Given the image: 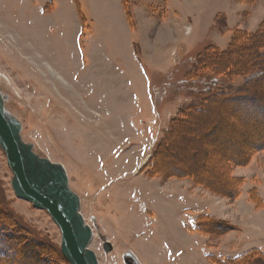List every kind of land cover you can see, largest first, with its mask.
<instances>
[{"label":"rangeland","instance_id":"1","mask_svg":"<svg viewBox=\"0 0 264 264\" xmlns=\"http://www.w3.org/2000/svg\"><path fill=\"white\" fill-rule=\"evenodd\" d=\"M242 1L127 0L130 20L124 0H0V86L22 121L24 140L65 166L94 227L91 247L100 264H125L128 254L140 264H212L210 254L264 252V207L250 195L255 188L264 200V147L251 153L252 143L264 140L252 133L254 124L264 126V87L252 102L209 104L202 113L212 111L210 118L199 126L188 121L185 135L179 126L167 135L181 109L204 105L208 89L244 85L245 77L187 78L207 46L226 49L234 28L258 29L264 0ZM219 12L226 14L216 24ZM177 134L184 139L168 150L163 141L168 136L172 145ZM222 154L224 162L244 159L230 171L242 179L236 198L189 177L151 173L163 157L176 171L189 165L220 184ZM11 179L0 148V202L61 247L50 215L18 198ZM204 214L223 222L215 235L189 229ZM102 235L114 245L109 253Z\"/></svg>","mask_w":264,"mask_h":264},{"label":"trees","instance_id":"2","mask_svg":"<svg viewBox=\"0 0 264 264\" xmlns=\"http://www.w3.org/2000/svg\"><path fill=\"white\" fill-rule=\"evenodd\" d=\"M126 1L127 0H124V6L126 7L128 18L131 20V12L127 9ZM224 17L225 14L223 13L217 14L215 18L216 24L221 23L222 20L224 21ZM208 73H211L214 76L224 77L226 80H232L236 77H245L246 79L244 85L236 90L227 91L220 89L213 91L208 89L204 105L195 108L189 107L187 109H181L178 112L176 119L172 121V124L167 131V135L174 130H177L178 126L180 130H182L180 131L181 134L185 135L187 133L186 131H189L187 128H184V125L188 121L191 122V125L193 126H199L207 116L210 118L212 114L210 113L212 111H209L205 115L202 112L208 110V107L210 106L209 104L216 101L232 104L235 102H252L256 99L257 91L262 90L264 87V18L258 29L255 31L234 28L232 39L226 49H221L213 44L207 46L197 56V60L191 71L187 74V78L189 80H202ZM216 82L218 83V80L213 81L214 84ZM248 90H251L250 92L253 91L254 93L250 94ZM198 114L199 116L193 118ZM190 118L193 119L190 121ZM253 126L252 133H254L255 130L254 134H259V136H257L258 140L261 135L264 134V126L255 124ZM176 137H179V139ZM176 137H174L173 146L169 144L170 139H168V136L166 141H163L167 143L168 150L172 149L173 151L176 149L178 147V141L181 138L184 139V137L180 138L178 134ZM252 144L251 153L258 148L264 147V140L260 139ZM163 145L164 143L160 144L155 151L154 160L156 163L158 154L162 151L161 149ZM222 157L226 160L225 154H222L220 158ZM223 158L219 163L223 166V169L225 167V172L226 169L228 170L229 175L227 172H224V175L217 176V182L220 184H215L212 181L204 179L203 172H200L199 169L192 168V166L189 165L186 170L176 171L172 168V164L167 162V159L165 161V158L163 157L158 166L155 165L154 167H151V173L162 175L163 177H189L194 183L201 185L205 189L217 192L218 194L230 196L231 198H236L239 195V187L242 184V179H235L234 176L230 175V171L232 165L240 164L242 163L241 160L244 161V159H241L243 156H239L233 157L231 161L228 160L224 162ZM235 181L238 182L236 183ZM222 185H234V189L222 192ZM256 193L257 189L254 188L250 190L251 200L258 208L264 207V200L261 199L260 194ZM222 223V221H216L210 215L204 214L196 218L195 228H192L191 226L188 227L190 230L195 229L204 234L215 235L214 227H219ZM35 233L36 232L32 228L24 223L22 224L17 216L11 211H8L3 203L0 202V264H69L62 254L60 246L49 245ZM221 233H223V230ZM208 260L212 264H264V252L259 249H253L240 256L231 258L210 254L208 255Z\"/></svg>","mask_w":264,"mask_h":264},{"label":"water","instance_id":"3","mask_svg":"<svg viewBox=\"0 0 264 264\" xmlns=\"http://www.w3.org/2000/svg\"><path fill=\"white\" fill-rule=\"evenodd\" d=\"M9 95L0 86V148L12 172L15 195L46 211L61 233V252L69 264H100L91 247L95 231L82 211V199L71 188L65 166L35 150L22 136V121L9 109ZM103 249H114L104 235ZM125 264H140L133 254L124 257Z\"/></svg>","mask_w":264,"mask_h":264},{"label":"crops","instance_id":"4","mask_svg":"<svg viewBox=\"0 0 264 264\" xmlns=\"http://www.w3.org/2000/svg\"><path fill=\"white\" fill-rule=\"evenodd\" d=\"M238 1L240 2V0H238ZM242 2H244V3H246V4H247V3L249 4V2L246 1V0H243ZM259 2H260V0L258 1L257 6L260 4ZM257 6H256V7H257ZM219 13L226 14V13H224V12H219ZM219 13H217V14H219ZM252 15H253V13L251 14V16H252ZM215 18H216V17H215ZM250 18H251V17H250ZM261 22H262V21H261ZM261 22H260V23H261Z\"/></svg>","mask_w":264,"mask_h":264}]
</instances>
